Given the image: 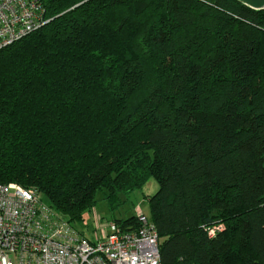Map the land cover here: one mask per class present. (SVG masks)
<instances>
[{
  "label": "trees",
  "instance_id": "1",
  "mask_svg": "<svg viewBox=\"0 0 264 264\" xmlns=\"http://www.w3.org/2000/svg\"><path fill=\"white\" fill-rule=\"evenodd\" d=\"M41 2L45 24L0 50V184L80 225L98 194L113 212L155 180L161 264H264V8Z\"/></svg>",
  "mask_w": 264,
  "mask_h": 264
},
{
  "label": "built area",
  "instance_id": "2",
  "mask_svg": "<svg viewBox=\"0 0 264 264\" xmlns=\"http://www.w3.org/2000/svg\"><path fill=\"white\" fill-rule=\"evenodd\" d=\"M45 22L41 0H0V50ZM136 216L135 230L95 216L99 230L90 239L36 189L0 184V264H161L155 226L139 208Z\"/></svg>",
  "mask_w": 264,
  "mask_h": 264
},
{
  "label": "rangeland",
  "instance_id": "3",
  "mask_svg": "<svg viewBox=\"0 0 264 264\" xmlns=\"http://www.w3.org/2000/svg\"><path fill=\"white\" fill-rule=\"evenodd\" d=\"M252 8L260 9L264 8V0H241ZM159 189V185L155 180H151L143 189L142 192H137L134 194L130 201L124 203L119 209L114 210L113 212L109 209L108 204L101 194L97 195V205L92 208L89 212L86 213V219L80 225L86 227L85 232L86 236L90 239L96 236L98 233L99 226L95 223V216H101L105 224L111 223L115 219H126L136 214L137 208L141 209L143 214L149 219L152 220V214L148 202L145 200V195H154ZM140 211V210H139ZM100 233V231H99Z\"/></svg>",
  "mask_w": 264,
  "mask_h": 264
}]
</instances>
